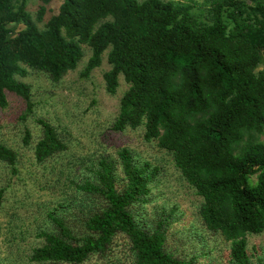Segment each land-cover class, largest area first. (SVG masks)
Listing matches in <instances>:
<instances>
[{
    "label": "trees",
    "instance_id": "trees-1",
    "mask_svg": "<svg viewBox=\"0 0 264 264\" xmlns=\"http://www.w3.org/2000/svg\"><path fill=\"white\" fill-rule=\"evenodd\" d=\"M38 1L33 16L28 0H0V107L11 93L30 115L31 87L20 79L28 70L58 83L76 69L86 46V77L107 51L106 92L116 93L119 75L128 85L111 130L143 127L144 141L170 154L201 198L205 231L230 242L229 264H251L246 237L264 232V0H213L206 20L170 0H62L46 19L54 0ZM38 124L33 153L41 164L66 145L50 123ZM30 138L26 131V145ZM117 157L98 160L76 185L79 224L49 216L31 262L84 264L107 255L123 235L133 264H198L167 251L169 217L153 225L142 219L155 172L127 149ZM17 160L0 143V162L15 171Z\"/></svg>",
    "mask_w": 264,
    "mask_h": 264
},
{
    "label": "rangeland",
    "instance_id": "rangeland-1",
    "mask_svg": "<svg viewBox=\"0 0 264 264\" xmlns=\"http://www.w3.org/2000/svg\"><path fill=\"white\" fill-rule=\"evenodd\" d=\"M170 1L190 5L201 20H206L213 0ZM61 3L62 0L52 1L45 18L56 14ZM38 5V0H28L31 15H35ZM82 49L84 56L76 69L58 83L31 70L20 78L31 87L30 115L24 101L11 93L6 94V107H0V143L18 155L15 171L0 162V264H38L30 257L32 250L43 244L38 234L51 226L49 216H69L79 224L80 195L76 185L92 175L98 160L116 162L122 149L155 172L149 202L140 211L142 219L151 225L159 217H169L167 251L195 259L198 264H229L230 242L205 231L197 213L201 198L175 168L171 155L158 148L156 141H144L143 127L121 133L111 130L128 85L119 75L116 93L106 92L103 74L110 70L107 51L100 66L83 76L91 51L86 46ZM262 68L264 60L259 66ZM39 120L50 123L66 145L64 152L41 164L33 153L41 137ZM26 131L31 134L27 145L23 140ZM259 140L264 143V134ZM117 173L120 177L119 168ZM255 180V176L249 178L251 184ZM246 241L251 264H264V232L248 235ZM84 264H133L129 244L119 235L107 255L93 256Z\"/></svg>",
    "mask_w": 264,
    "mask_h": 264
}]
</instances>
